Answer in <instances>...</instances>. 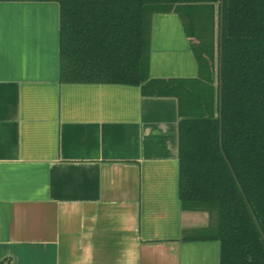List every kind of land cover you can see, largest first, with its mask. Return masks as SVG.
<instances>
[{"label": "crops", "instance_id": "obj_1", "mask_svg": "<svg viewBox=\"0 0 264 264\" xmlns=\"http://www.w3.org/2000/svg\"><path fill=\"white\" fill-rule=\"evenodd\" d=\"M59 7L0 1V264H218L178 199V102L59 81ZM182 20L150 22L149 78L195 79Z\"/></svg>", "mask_w": 264, "mask_h": 264}, {"label": "trees", "instance_id": "obj_2", "mask_svg": "<svg viewBox=\"0 0 264 264\" xmlns=\"http://www.w3.org/2000/svg\"><path fill=\"white\" fill-rule=\"evenodd\" d=\"M17 1L58 5L60 83L177 99L181 210L208 214L198 239L219 243L218 264H264V0ZM167 13L190 38L195 79L149 78L151 17Z\"/></svg>", "mask_w": 264, "mask_h": 264}, {"label": "water", "instance_id": "obj_3", "mask_svg": "<svg viewBox=\"0 0 264 264\" xmlns=\"http://www.w3.org/2000/svg\"><path fill=\"white\" fill-rule=\"evenodd\" d=\"M0 1H17V0H0ZM219 43H221V36L219 37ZM218 68H219V74H218V88H219L218 108L220 111V108H221V72H220L221 63L220 62H219ZM219 119H220V113H219ZM254 219H255V217H254Z\"/></svg>", "mask_w": 264, "mask_h": 264}]
</instances>
